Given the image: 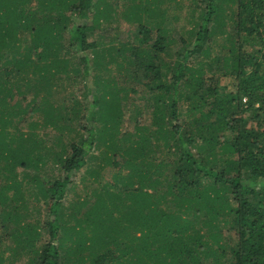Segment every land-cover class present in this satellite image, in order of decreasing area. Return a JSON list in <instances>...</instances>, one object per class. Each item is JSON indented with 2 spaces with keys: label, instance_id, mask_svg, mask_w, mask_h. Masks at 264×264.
<instances>
[{
  "label": "trees",
  "instance_id": "1",
  "mask_svg": "<svg viewBox=\"0 0 264 264\" xmlns=\"http://www.w3.org/2000/svg\"><path fill=\"white\" fill-rule=\"evenodd\" d=\"M22 261L264 264V0H0V264Z\"/></svg>",
  "mask_w": 264,
  "mask_h": 264
},
{
  "label": "rangeland",
  "instance_id": "2",
  "mask_svg": "<svg viewBox=\"0 0 264 264\" xmlns=\"http://www.w3.org/2000/svg\"><path fill=\"white\" fill-rule=\"evenodd\" d=\"M113 2H117L118 0H112ZM173 14H176V15H178L179 14V12L178 11H171V15H173ZM181 15H182V17H184L185 16V12H182L181 13ZM183 25H185V29H187V30H189V29H191L193 26H194V24L193 25H189V24H185L184 23V20H182L181 22H179L178 24H177V26L178 27H181V26H183ZM122 30L124 31V32H133V29H131L127 24H122ZM128 34V33H127ZM129 35V34H128ZM93 40V39H92ZM129 40H131L132 41V38H130ZM173 49L175 50V51H177L178 50V48H174L173 47ZM220 88L221 89H223V92L224 93H231V92H235V88L233 87V84H232V81H231V79H229V78H225V79H222L221 81H220ZM127 118H126V122L127 123H129L130 125H131V129L133 128V123L131 122V120H132V116H133V114L132 113H130V112H128L127 114ZM242 116H245V117H247L246 119H248L249 120V125H248V128H253V129H256V130H258L257 129V127L259 126V123L257 122V121H255V120H251L250 121V116H246L245 114H243ZM147 119V118H146ZM148 119H149V117H148ZM112 174H113V170H109L108 172H106V179H105V181H108V180H110V178H111V176H112ZM72 180H73V185L70 187V189L74 186V188L72 189V192H70L69 191V193H68V195H67V197H66V206H68V207H72V205H71V203H74L75 202V200H77L75 197L78 195V194H81V195H83L82 197H85L84 196V194H85V192H91L94 188H95V185H93V186H90L88 183H89V181H91V180H89V175H88V171H87V167H85V168H83L81 171H79L78 173H76L75 174V176L72 178ZM111 181V180H110ZM86 185L88 186V188H89V190H85V187H86ZM87 188V187H86ZM25 263V261H22L20 264H24Z\"/></svg>",
  "mask_w": 264,
  "mask_h": 264
}]
</instances>
